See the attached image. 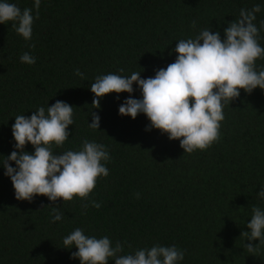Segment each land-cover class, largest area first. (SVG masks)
<instances>
[{
	"label": "trees",
	"instance_id": "16d2710c",
	"mask_svg": "<svg viewBox=\"0 0 264 264\" xmlns=\"http://www.w3.org/2000/svg\"><path fill=\"white\" fill-rule=\"evenodd\" d=\"M8 2L32 8L34 22L28 41L11 23L0 24V264H80L71 258L75 247L63 248L64 237L76 228L89 237L107 236L113 246L120 241L124 254L175 245L185 252L178 264H264V245L253 255L244 245L259 240L240 237L249 231L252 207L264 210V198L257 196L264 186V90H241L224 106L219 141L192 154L184 153L179 140L146 131L150 121L143 113L121 116L119 106L129 93L108 94L96 109L90 90L99 75L154 77L175 61L177 41L205 28L223 39L242 8L261 6L254 21L260 28L264 0H41L38 19L34 0ZM258 39L264 47V29ZM25 52L35 64L21 63ZM261 69L264 59L256 61ZM133 88L132 98L142 99L139 87ZM57 100L74 107V124L54 151L79 150L87 139L104 145L111 157L105 164L109 175L90 194L99 209L78 198L65 204L45 196L19 201L4 175L2 162L15 150V116L30 117ZM92 111L100 116L99 130L89 127ZM25 151L34 148L28 144ZM82 203L90 206L83 209ZM49 205L61 208L62 220L52 222Z\"/></svg>",
	"mask_w": 264,
	"mask_h": 264
},
{
	"label": "clouds",
	"instance_id": "9594fccd",
	"mask_svg": "<svg viewBox=\"0 0 264 264\" xmlns=\"http://www.w3.org/2000/svg\"><path fill=\"white\" fill-rule=\"evenodd\" d=\"M40 3L41 0H34L35 19L39 18ZM260 11V5L250 10L242 8L239 17L224 29L223 39L219 31L213 33L210 28L201 30L194 38L180 39L173 49L175 61L157 70L154 77L142 79L141 72L130 76L113 73L97 76L90 85L93 108H100V100L108 94L127 92L129 98L119 106L121 116L136 119L143 113L150 121L146 131L156 129L169 140H179L184 153L207 150L220 139L224 106L237 99L241 90L248 94L256 88L264 90V69L256 70V61L264 59V47L258 39L264 21L260 22V28L254 23ZM32 13V8L21 10L8 0H0V24L11 23L12 29L26 41L32 37ZM196 25L192 21L191 27L195 29ZM20 61L33 65L36 58L25 52ZM75 75L84 78L79 69ZM134 84L139 87L142 99L132 98ZM73 108L57 100L47 110L39 107L30 117L15 116L12 125L15 150L5 157L2 165L17 200L32 202L36 196H45L49 201L62 200L65 204L78 198L90 201L91 207H101L99 202L90 200V194L98 180L109 175L105 164L111 157L105 146L85 139L79 150L54 151L69 139L68 128L74 124ZM90 115L89 127L99 130L100 116L94 111ZM28 144L33 146L34 153L25 151ZM139 196L136 193L137 199ZM257 196L264 198V186ZM89 206L82 203L83 209ZM45 207L52 209V222L63 219L59 206ZM246 227L249 231H242L240 237L259 240V244L244 245L254 255L264 245V210L253 206ZM73 247L77 251L71 253V258L79 259L80 264H109L110 260L114 264H178L185 256L175 245H154L124 254V244L120 241L113 246L107 236L89 237L81 228L63 239V248Z\"/></svg>",
	"mask_w": 264,
	"mask_h": 264
}]
</instances>
